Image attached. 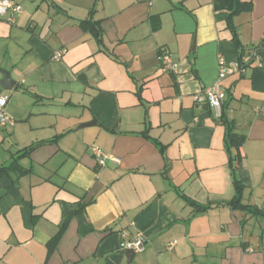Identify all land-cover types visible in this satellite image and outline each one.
I'll list each match as a JSON object with an SVG mask.
<instances>
[{
    "label": "crops",
    "instance_id": "0c3cea01",
    "mask_svg": "<svg viewBox=\"0 0 264 264\" xmlns=\"http://www.w3.org/2000/svg\"><path fill=\"white\" fill-rule=\"evenodd\" d=\"M238 1L232 30L214 0H16L0 18L15 82L0 88L15 120L0 128V264H264V0ZM234 33L262 67L221 81L220 119L194 96L218 56L236 60ZM123 232L146 238L130 261Z\"/></svg>",
    "mask_w": 264,
    "mask_h": 264
},
{
    "label": "built area",
    "instance_id": "2783aa9c",
    "mask_svg": "<svg viewBox=\"0 0 264 264\" xmlns=\"http://www.w3.org/2000/svg\"><path fill=\"white\" fill-rule=\"evenodd\" d=\"M22 12L21 5L16 0H0V18L5 19L8 23H13L17 15ZM61 52L57 51L53 54L54 60H59ZM252 62V63H251ZM159 68L162 73H172L177 64L173 61L172 55L167 50H161L158 54ZM246 64H252L254 68L262 67V63L257 56L255 50L246 54L240 62L237 60L227 62L222 56L217 57V78L212 86L207 87L200 94L194 96L195 103L205 104L214 114L215 117H220L221 107L225 98V91L221 87V81L233 75H241L245 73L243 68ZM9 96L0 94V128L12 127L15 120L7 115L5 107ZM264 118V116H263ZM95 160L99 166H103L108 156L97 148H91ZM114 161H116L114 159ZM175 241L170 244L173 247ZM146 248V238L143 234L137 233L135 236L129 237L127 233L121 234L119 249L121 251H133L134 254L142 253ZM251 251V250H250ZM264 252V250H263Z\"/></svg>",
    "mask_w": 264,
    "mask_h": 264
},
{
    "label": "trees",
    "instance_id": "16d2710c",
    "mask_svg": "<svg viewBox=\"0 0 264 264\" xmlns=\"http://www.w3.org/2000/svg\"><path fill=\"white\" fill-rule=\"evenodd\" d=\"M215 1V6L218 9H223L226 11V20L229 23V25L231 26V29L234 30L233 26H232V22H231V18L233 15L239 13L240 11L244 10V9H248V6L240 3L238 0H214ZM85 23V22H83ZM86 24L90 26L91 28V32L92 35L94 36V38L96 39L97 42H101V36H102V31L101 28L96 24V23H90L86 21ZM233 39L235 41L236 47H237V58L236 60L238 62L241 61V59L246 55L249 54L250 51L255 50L256 48H250V49H242L238 40L236 39L235 33L233 36ZM252 63V62H251ZM252 64H246L243 66L244 69H250L253 68L251 66ZM245 70V71H246ZM243 74H241L240 76L242 77ZM223 107V104H222ZM221 107V114H220V119H223V114H222V108ZM228 132H227V137H228V141L231 145L234 146H238L241 145V143L243 142L244 138L243 136H239L236 134H232L230 131V126L227 127ZM36 147V145L30 146L28 148H26V150H24L23 154L21 156H26L31 150H33ZM5 168L0 167V172H2ZM235 184V190H236V197H238V195L240 194L241 191V184L239 182H234Z\"/></svg>",
    "mask_w": 264,
    "mask_h": 264
},
{
    "label": "water",
    "instance_id": "95a60500",
    "mask_svg": "<svg viewBox=\"0 0 264 264\" xmlns=\"http://www.w3.org/2000/svg\"><path fill=\"white\" fill-rule=\"evenodd\" d=\"M0 74L2 75V79L0 80V88L2 90H12L14 88L15 82L11 79L9 72L0 69ZM69 211V208L66 207V212ZM125 256L127 258V261H130V259L134 256L133 251H125Z\"/></svg>",
    "mask_w": 264,
    "mask_h": 264
}]
</instances>
